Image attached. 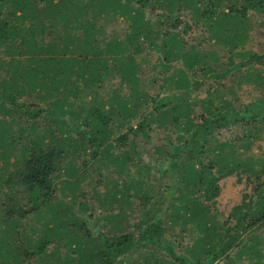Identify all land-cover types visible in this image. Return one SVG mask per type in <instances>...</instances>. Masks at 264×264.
Returning <instances> with one entry per match:
<instances>
[{
	"label": "trees",
	"instance_id": "obj_1",
	"mask_svg": "<svg viewBox=\"0 0 264 264\" xmlns=\"http://www.w3.org/2000/svg\"><path fill=\"white\" fill-rule=\"evenodd\" d=\"M227 4L0 0V264H123L139 246L153 251L145 264H263L264 156L245 211L236 209L220 223L209 207L221 180L240 169L258 173L235 142L214 136L234 127L264 128V97L237 105L225 83L239 72L240 84L264 88V54L245 49L252 39L248 11L264 14V0ZM114 21L125 24L124 37L107 31ZM210 43L229 56L207 52ZM174 62L188 73L180 68L159 82L157 73ZM200 73L214 87L202 90L194 77ZM157 86L163 91L155 96ZM193 90L206 97L193 102ZM157 132L168 140L155 148L161 165L150 161L147 178L142 171L130 176L129 162L159 139ZM90 152L89 161L100 163L98 184L102 177L113 180L102 194L100 185L92 189L99 204L117 209L103 220L128 222L142 204L136 234L124 232L121 222L97 235L98 225H85L91 217L79 219L55 198L58 180L62 196H83L88 178L76 161ZM31 215L44 221L43 233L24 224ZM189 226L197 237L184 254L175 238Z\"/></svg>",
	"mask_w": 264,
	"mask_h": 264
},
{
	"label": "rangeland",
	"instance_id": "obj_2",
	"mask_svg": "<svg viewBox=\"0 0 264 264\" xmlns=\"http://www.w3.org/2000/svg\"><path fill=\"white\" fill-rule=\"evenodd\" d=\"M229 7L236 5L238 8H242L244 5V0H227ZM226 3V2H225ZM249 14V24H251L252 30H250V35L252 37L250 43L246 46V50H252L257 54H264V14L259 12H254L253 10L248 11ZM150 17V16H149ZM154 23H156V20L154 18ZM166 27L164 29H170L169 22H164ZM122 25V26H121ZM124 25V26H123ZM124 28L125 31V24H121L120 21H114L108 28L107 31L119 33L120 37H124L125 32H122ZM108 33V32H107ZM217 45V44H216ZM222 49L220 47L215 46V44L210 43L207 52L209 53H216L219 57L225 60L229 54L227 52H221ZM156 56V55H155ZM222 63L226 64V61ZM238 62V61H237ZM217 64L220 63V61L216 62ZM172 67H170V70L166 73H161L160 75L157 73L156 77L159 82H162V79L165 77H168L175 73L178 69L185 70L188 73V69L183 67L180 62H174ZM221 68V66H220ZM259 68V67H258ZM260 71H263L262 68H260ZM257 70V69H255ZM243 72H246L243 70ZM240 73L235 72V78L232 81V78L230 77L228 82L225 83L232 84V88L237 94V100L235 101L237 105H248L251 102H254L256 100L261 99L264 97V88L257 87L255 84H240L242 81L240 78ZM208 75V74H207ZM197 81L202 83V90L207 91L210 89V87H214L213 79L207 78L208 76H204L202 73L194 76ZM148 80V79H147ZM117 87V82H114ZM107 88V84L105 85ZM112 86H109L107 89H112ZM163 91L162 88H155L154 95L156 96L157 93H161ZM172 92L171 90L168 91V93ZM176 94H181L182 91H176ZM191 100L198 101L199 99L202 100L206 96L202 93L200 90H193L191 92ZM229 99V98H228ZM201 112V109L199 106H195L194 113L199 114ZM197 114H195L197 116ZM252 134L251 140L246 145L248 136ZM158 140H153V144L147 149H144L145 152L142 153L141 156L136 157L132 159L131 162L128 164V171L130 173V176H135L138 171H142L145 178H147V175L149 172L146 170V166L149 165L152 161H158L157 164L161 165L162 162V156H158L155 153V148L158 146L164 145V142L167 144L168 140L164 136H159V133L157 132ZM214 140H222V141H228V142H235L239 148L240 155L243 158L251 157L252 162L251 166L255 169V171H258L256 174H251L250 172H246L242 169L237 171L233 176H230L228 178H225L219 182V196L209 202V207L212 212V215L220 222L223 223L226 219L231 216L235 212L236 209H241L242 211L246 210V207L248 206L249 199L253 195V193L256 191L258 180L261 178V175H259V171L261 169L260 164V158L264 156V128H251V129H244L243 127L239 128H231L230 130H224L220 134H216L214 136ZM237 140V141H236ZM164 141V142H163ZM144 144V143H142ZM172 146L168 148V151L172 150ZM138 151H141L138 150ZM124 150H116L115 153H123ZM92 152L90 154H86L83 156L80 160H77L76 163L79 166V169H82L81 173L84 177H87L88 180L82 184L81 186V194L83 196H80V198H77V202L70 196L69 193L66 194V196H62L60 193V184L59 180L56 181L57 185V192L55 193V198L62 199L63 202L74 208L75 214L79 219L83 218V221L85 220L86 216L89 218V220L85 221V225L88 227L96 226V234L100 235L103 233L105 235L109 234V230H112V226L115 227V225H118L122 222V219L118 218L116 221H105L103 220L107 215L110 213L117 215V209L109 206H102V204H99L97 194L93 192V188L96 185H100V192L99 194H102L106 189H109L113 186V180L107 181L110 177H102V181L98 184V182L95 180L96 173L100 172V163L98 162V159L93 160L90 162ZM151 161V162H150ZM85 163H88L87 166ZM150 171V170H149ZM249 171V170H248ZM116 179V177H114ZM116 183H121L122 180L117 179ZM264 183V179L259 180V184ZM86 195V196H85ZM85 196V197H84ZM155 198H158V195H154ZM17 201H20L18 199ZM163 202H161L162 204ZM136 209V211L132 212L129 216L128 222L123 221L120 225L124 229V232L127 233H137L138 224L142 221L144 218V209L145 207L141 206ZM120 207V205H119ZM147 207V206H146ZM168 207L167 203L163 204V210ZM163 213V211H162ZM161 213V215H162ZM74 214V215H75ZM84 215V216H83ZM171 216V212L166 216V219L168 220ZM43 220H38V218H34L33 215L30 216L28 221H24V224H27L29 229L35 228L43 233L44 227ZM116 222L117 224L113 223ZM230 225H233V220L230 221ZM107 227H104V226ZM166 226H170L169 222L165 224ZM101 227H104L103 229H100ZM231 227V226H230ZM99 229V230H98ZM174 229V228H173ZM168 230L166 234V239L169 240L170 236L174 233V230L180 233L179 227L175 228L174 230ZM182 230V229H181ZM264 236V235H263ZM196 232H190V226L184 229V232L181 235L177 234V238H175V241L177 242L179 246V252L185 254L186 249H192L196 240ZM264 241V237L263 240ZM264 245V243H263ZM53 249V246L49 248V250ZM150 252H153L151 248L145 247V246H139L137 250L133 252L129 257H126L123 261V264H145V257H147V254ZM157 256H162L160 251H158ZM261 263L264 264V253L263 257L260 259ZM241 261V264H244L245 261ZM219 264H224L219 262Z\"/></svg>",
	"mask_w": 264,
	"mask_h": 264
}]
</instances>
